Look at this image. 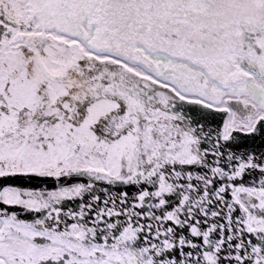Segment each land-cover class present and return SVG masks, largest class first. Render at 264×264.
Wrapping results in <instances>:
<instances>
[{
    "label": "snow or ice",
    "instance_id": "6c2138e0",
    "mask_svg": "<svg viewBox=\"0 0 264 264\" xmlns=\"http://www.w3.org/2000/svg\"><path fill=\"white\" fill-rule=\"evenodd\" d=\"M0 264H264V0H0Z\"/></svg>",
    "mask_w": 264,
    "mask_h": 264
}]
</instances>
